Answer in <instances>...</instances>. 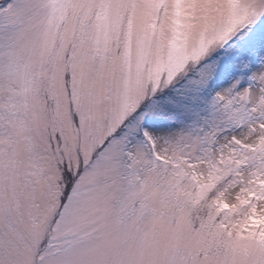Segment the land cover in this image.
<instances>
[{
    "label": "snow or ice",
    "instance_id": "1",
    "mask_svg": "<svg viewBox=\"0 0 264 264\" xmlns=\"http://www.w3.org/2000/svg\"><path fill=\"white\" fill-rule=\"evenodd\" d=\"M0 264H264V0H0Z\"/></svg>",
    "mask_w": 264,
    "mask_h": 264
}]
</instances>
